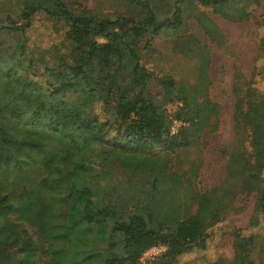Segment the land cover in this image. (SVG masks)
Masks as SVG:
<instances>
[{
	"label": "trees",
	"instance_id": "16d2710c",
	"mask_svg": "<svg viewBox=\"0 0 264 264\" xmlns=\"http://www.w3.org/2000/svg\"><path fill=\"white\" fill-rule=\"evenodd\" d=\"M129 1L144 13L97 17L75 0L21 2L17 45L0 54V264H139L154 244L166 251L150 264H173L205 246L213 219L239 194H256L252 219L264 213V90L246 87L234 105L238 139L248 129L251 152L232 153L224 180L198 191L170 166L197 138L171 126L197 119L176 103L205 105L207 56L199 54L191 83L154 75L140 51L148 33H185L189 0H173L162 19L158 0ZM196 1L237 21L256 0ZM37 11L65 21L71 45L68 57L42 60L43 81L23 65L24 31ZM253 243L236 230L234 264H254Z\"/></svg>",
	"mask_w": 264,
	"mask_h": 264
},
{
	"label": "rangeland",
	"instance_id": "374dc122",
	"mask_svg": "<svg viewBox=\"0 0 264 264\" xmlns=\"http://www.w3.org/2000/svg\"><path fill=\"white\" fill-rule=\"evenodd\" d=\"M75 1L97 17L136 18L144 13L129 0ZM21 2L0 0V54L17 45L20 33L16 27L23 23L19 15ZM155 8L158 18H170L173 0H158ZM194 15L203 19L201 22L206 29ZM183 16L186 28L183 35L175 34L170 26L157 34L148 33L140 43V51L143 64L154 75L170 74L191 83L198 75L199 54L207 56L206 72L210 82L202 99L205 105L191 99L173 106L182 115L187 112L197 117L193 123L173 119L174 133L186 126L187 134H194L197 140L189 147L177 149L170 162L172 168L190 178L195 189L204 191L224 180L232 153L241 150L248 155L251 152L250 131L245 129L243 139H238L234 105L237 94L244 95L246 87H252L255 92L264 90V0L252 3L248 16L237 21L225 18L215 8L203 6L196 0L183 4ZM66 30L65 21L50 19L43 11L31 16L30 25L24 31V57L34 61L35 69L33 65H26L25 60L23 65L33 79L43 81L44 60L68 57L71 45L65 36ZM97 40L104 42L101 37ZM255 200L254 192L239 194L219 217L213 219L205 246L181 254L173 264H211L214 261L234 264L237 229L243 235H253L251 258L254 264H264V213L258 220L252 219Z\"/></svg>",
	"mask_w": 264,
	"mask_h": 264
},
{
	"label": "built area",
	"instance_id": "2783aa9c",
	"mask_svg": "<svg viewBox=\"0 0 264 264\" xmlns=\"http://www.w3.org/2000/svg\"><path fill=\"white\" fill-rule=\"evenodd\" d=\"M171 133H174V125L171 126ZM166 251V245L164 244H154L146 248L140 258L139 264H150L153 260L158 258Z\"/></svg>",
	"mask_w": 264,
	"mask_h": 264
}]
</instances>
